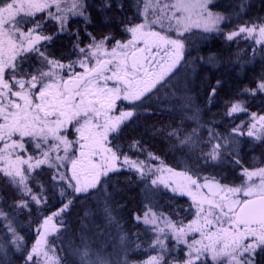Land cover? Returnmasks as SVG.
<instances>
[{
    "label": "snow or ice",
    "instance_id": "obj_1",
    "mask_svg": "<svg viewBox=\"0 0 264 264\" xmlns=\"http://www.w3.org/2000/svg\"><path fill=\"white\" fill-rule=\"evenodd\" d=\"M210 5L212 0H136L140 22L133 23V17L126 23L122 21L123 31L130 35V39L116 40L109 48L108 42L114 37L105 35L97 39L86 31L92 22L91 5L87 0H0V143L3 144L0 147V174L21 197L10 207L18 212L30 208L33 202L37 206L47 203V189L43 184L38 183V192L29 187L34 170L43 165L55 170L52 175L53 195L58 188L62 203L59 211L46 216L38 225V238L24 257V264H41V257L44 264H63L64 258L47 247V238L52 233L67 230V222L62 217L79 194L90 190L101 193L105 215L110 223H114L106 180L110 173L121 167L134 170L145 181L150 174L159 172L160 175L151 180V185L169 187L176 184L172 191L190 196L195 207V218L186 226H178L165 217L164 227H160L161 216L150 211L145 213L144 223L151 226L154 237L148 247L156 255L149 256L143 264H168L166 258L171 249L165 241L169 238L177 245L187 244V259L182 264H198L202 256H210L217 264H224L225 260L228 264H255L257 251H264V167L244 168V179L234 187L222 185L215 177H205V183L200 184L187 172H175L163 166L152 168L147 160L132 159L124 154L120 145L110 146V134L117 133L125 122L138 114L139 109L148 111L145 102L154 91L167 84L178 65L194 64L196 58L185 61L188 44L185 34L193 28L224 35L229 42L241 37L253 39L255 44L264 47V17L256 18L260 23L245 22L224 33L222 24L230 21L231 16L211 11ZM111 7V0H103L100 10ZM116 7L123 9L120 3ZM44 12H47L45 20L59 25L58 33L46 35L43 21L33 23L37 13ZM73 18L83 20L90 42L81 47L79 30L72 33L76 36L73 51L77 59L62 63L46 49L42 50V42H50L54 35L67 32ZM29 23L33 26L28 27ZM255 51L254 48V54ZM33 55L42 67L29 71L24 65ZM214 59V56L209 57V62ZM77 64L82 71H75ZM219 85L220 81H217L208 95L210 105ZM261 93H264V75L255 88H245L240 95ZM123 102H127L128 110L114 114ZM225 107L226 118L248 111L242 100L226 101ZM183 110H192L190 98ZM184 119L195 121L197 128L184 133L181 138L184 129L169 124L166 138H175L180 146L194 147L200 143L199 132L204 127L199 121V109ZM250 119L246 135L264 141V115L252 112ZM245 123L241 121L227 134L208 127L206 143L211 148L207 153H201L203 158L218 160L225 148L231 149L229 155H238V137L244 135L241 129ZM73 124L78 134L76 140L61 134ZM156 131L159 133L164 129ZM28 142L33 144L35 155H26ZM129 149L145 151L136 140ZM61 150L63 155H60ZM77 151L78 155H74ZM147 159L159 158L148 153ZM239 163L236 159L235 164ZM145 188L148 189L147 183ZM203 188L208 190L207 194L200 191ZM9 215L0 208V222L7 221L2 226L11 235L7 243L0 240V254L4 256H7L9 245L18 252L25 247L23 237L13 227ZM189 232L200 233L201 239L188 244L185 237ZM140 247L141 244L137 243L136 248ZM72 254L79 257L80 264H112L99 253L93 254L84 238L82 247L73 249ZM116 264H128V261L117 259Z\"/></svg>",
    "mask_w": 264,
    "mask_h": 264
},
{
    "label": "trees",
    "instance_id": "obj_2",
    "mask_svg": "<svg viewBox=\"0 0 264 264\" xmlns=\"http://www.w3.org/2000/svg\"><path fill=\"white\" fill-rule=\"evenodd\" d=\"M238 1L234 2L236 7ZM262 1L264 3V0ZM87 2L91 5L89 13L92 22L87 26L86 31L91 32L97 39L102 38L105 34L111 35L114 39L108 42L110 44L123 39L121 38L122 33L125 32L123 31L124 23L122 21L126 23L130 17L134 18L133 23L138 21L131 0H111L112 7L103 11L100 10L103 0H87ZM220 2H222L220 7L213 8L212 5L211 8L215 12L230 15L231 11L224 8L228 5V0H220ZM117 3L123 5L122 10L117 9ZM106 11L110 13L108 20L101 19V13ZM230 16L231 19H234L232 17L234 15ZM245 22L251 24L260 23L261 21L252 20L249 16L242 15L235 22L225 24L223 31L225 33L232 26L235 28L239 24H245ZM77 30L80 34V46L83 47L88 44L90 39L85 34L83 20L73 18L69 22L68 31L57 36V39L61 40L60 44L52 47L48 46L54 56L62 62H68V58L76 55L73 51L76 36L72 33ZM204 40L207 41V44L203 49H195L196 44L190 45L188 49L187 57L196 59L192 64L194 71L191 74L189 71L190 79L186 86V92L195 106L203 109L205 116L210 118L209 121H215L214 127L217 132L227 134L229 133L228 128H235L238 123L241 124V121L247 122L242 128L246 129L252 112L259 115L264 114V93L255 96L240 95L245 88H255L257 81L264 75V49L257 50L255 48L254 54V45L250 41L234 39L229 42L225 40L224 35L218 33H210ZM224 46L231 48L230 51L233 57L231 60L228 56L223 55L222 48ZM217 52L219 55L218 60L209 62L211 54ZM240 54L242 56H239ZM256 54L261 56L260 60H251ZM201 57H203V60L200 59ZM236 57L238 60L241 58V64L238 61L235 70L227 69L226 64L230 62L232 65L233 59H237ZM217 81H220V85L217 87L214 101L210 105L208 95L212 88L217 85ZM235 100L245 101L248 111L246 114L238 113L231 118H226L224 116L227 111L225 102ZM145 108L148 109L147 112L144 109H139L138 114L127 124H124L110 140L111 146L120 145L123 153L129 155L132 159L138 158L147 160V163L151 165L159 163L176 170H186L192 176L201 180H205V177H215L219 183L230 187L239 185V179L244 168L251 170L264 166V141H257L243 135L239 139L238 155L235 153L229 155L231 149L225 148L220 159L215 161L205 160L201 153H207L206 149L209 151L211 145L206 143L208 135L202 129L199 132L200 143L194 147L180 146L175 138H166V133L169 131L167 125L170 124L173 128L182 127L184 132L181 133V138H183L184 133L197 128L194 121L184 119L182 114L168 108L163 109L155 106ZM161 128L164 131L158 133L156 130ZM134 140L139 141L140 148L145 149V151L130 150L129 145ZM148 153H152L154 157L159 159H147ZM236 159L239 160V165L235 164ZM52 175L51 169L43 168L38 172H34V178L29 183V187L33 188L34 192L39 191L38 183L44 185L47 189V203L37 206L33 202L30 208L20 209L17 212L10 206L21 197L18 195L17 190L5 180L3 174H0V208L10 214L9 219L12 220L17 233L23 237L25 246L24 250L18 252L13 246L9 245L7 256L0 254V264H24V257L31 250L38 233V225L46 216L59 211L62 207L60 196L57 193L53 195ZM146 182L130 170H119L109 175L106 180L107 192L110 194L108 204L112 209V216L115 218L114 223H110L105 215L104 197L101 193L94 190L76 196L72 206L62 217L67 222V230L55 233L49 240L48 248L53 249L57 256L64 258L63 264H80L79 259L72 254V250L81 246L82 235H84L81 232L83 223V225H90V234L92 231H109V239L122 244L125 255L130 262L148 258L150 252L141 254L142 249L147 248L152 240L151 234L149 235L151 229L141 221L145 213L150 211L161 216L160 227L164 226L163 218L165 217L177 223L178 226H185L194 219V208L183 196L175 195L160 188L149 191L150 188H145ZM64 202L66 203L67 199ZM137 216L140 217L139 220L136 219ZM6 223L7 221L0 222V240L5 243L11 240V235L7 234V229L2 226ZM55 223H58V221H55ZM93 228L96 230H93ZM122 236L124 237L123 240L121 239ZM84 239L90 247L93 244L92 240L98 241L93 236ZM137 243L141 244L140 248H136ZM103 252L107 253L105 250ZM109 254L111 255V252ZM263 254L264 251L259 252L255 264H264V258L259 256Z\"/></svg>",
    "mask_w": 264,
    "mask_h": 264
},
{
    "label": "rangeland",
    "instance_id": "obj_3",
    "mask_svg": "<svg viewBox=\"0 0 264 264\" xmlns=\"http://www.w3.org/2000/svg\"><path fill=\"white\" fill-rule=\"evenodd\" d=\"M131 1H132V7H133V9L136 12V7H135L136 0H131ZM235 1L236 0H228V2H227L228 5H226L224 7L226 10H230L231 11L230 15H234V16H232V17H234V19H230V21L224 22L222 24V28L225 26V24H227L229 22H232V21L235 22V20L237 18H239L240 16H242V15H247L252 20H256L257 17H264V14L262 15V13H264V3H263L262 0H239L237 7H236V4H234ZM221 4H222V2H220V0H212L213 8L220 7ZM212 5H210V10L215 12L211 8ZM241 5H243V7H241ZM233 8H234V10H233ZM220 13H223V12H220ZM109 14L110 13L107 12V11L105 13L102 12L101 13V19L108 20ZM46 17H47V15H46ZM137 18H138L137 23H139L141 18L138 17V16H137ZM135 23H136V21H135ZM46 24H48V25L44 28V34L52 35L54 33H58L59 25L55 21L47 20ZM241 25H244V24H239L235 28H233V26H232L225 33L230 32V31L236 29L237 27H239ZM157 30H159V29H157ZM210 33H216V32H204L202 29L193 28L190 33H186L185 34V36L187 37V40H188L187 50H186V55H185V61L191 60L190 57H187L188 56V49H189L190 45L196 44L195 49L196 48L197 49H203L204 46L207 44V41L204 40V38ZM59 34H57V35H59ZM172 35H173V37H175V33L174 32L172 33ZM121 38H123L121 40L124 41V40L130 39V35L127 34V33H122V37ZM239 39H244V38L241 37ZM248 41H250L254 45L253 48H256L257 50L264 49V47H262L261 45L255 44V40L248 39ZM107 46L110 48L112 46V44L108 43ZM230 50H231L230 47L224 46L222 48L223 55L228 56L230 58V60H231L233 57H232V53H231ZM47 52L52 54L51 50H49V49H47ZM211 56L215 57V59L213 61H217L218 60V57H219L218 52L217 53H212ZM239 56H242V54H240ZM255 57H259V58H255ZM260 58H261V56L259 54H256V55H254V58H252L251 60H253V59H254V61L255 60H260ZM76 59H77V56L75 55L72 58H68L67 61L69 62L70 60H76ZM233 61L234 62L232 63V65H231L230 62L226 64V66H228L227 69H229V70L234 69L235 70L238 61H239V64H241V58H239V60H238V58L237 59H233ZM68 62H62V63H68ZM38 65H40V64L38 63L37 60H35V63L33 62L31 67H30V71H32L35 68H37ZM75 71H78V72L82 71V69L79 68L78 64L75 67ZM189 71H190V74L192 73V71H194V67L192 66V64L189 65L187 63H182L181 65H178L177 69L174 70L175 74L171 76V79L167 81V84L165 86L160 87L159 90L153 92V94L149 98V100H147L145 102V107L155 106V107H160V108H163V109L164 108H168L169 110L171 109V110H173V111H175L177 113L182 114L184 117L186 115L187 116L193 115V112H195L197 109H199V121H200L201 124L204 125L202 130L205 131V133L208 135V131H207L208 127H213V128H215V127H214V123L210 124V122H211V121H209L210 118L205 116V114L203 112V109L201 107L195 106L194 102L191 101V109L192 110L188 111V112H185L183 110L186 102L190 98L188 93L186 92V86L188 85V82H189V79H190ZM229 72H231V71H229ZM229 72H227V73H229ZM65 75H66V73H65ZM120 110H125V111L128 110L127 102H123L122 104H120L118 106V109L115 111L114 114L119 115V111ZM262 115H264V114H262ZM205 118L208 119V120H206ZM129 121L125 122V124H127ZM250 123H251V119H250L249 124ZM237 125H239V123ZM75 127H76V125H74V124L70 125L67 130H62L61 134L62 135H67L68 139H70V140H76L78 134L75 132ZM231 129L232 128H228L229 132H231ZM241 130L244 132V136L248 137L246 135L248 127L246 129H241ZM114 134H116V133L110 134L109 140H111V138H112V136H114ZM241 137L242 136H239L238 139H240ZM15 138H18V136L15 137ZM25 140L27 141L28 138H25ZM215 142L216 141H213V143H215ZM110 146H111V144H110ZM0 147H3L2 143H0ZM76 147L78 149V145ZM26 148H27L26 155L27 154L35 155V153L33 152V144L31 142L26 143ZM206 151L208 152V149H206ZM63 154H64L63 150H61L60 155H63ZM53 155H55V153H53ZM74 155H78V151L76 153H74ZM121 159H122V157H121ZM148 165L150 167H152V168H159V167H162V166L166 167V168H171V167H169L167 165L159 164V163L153 164V165L148 164ZM68 167L70 168V164L68 165ZM262 167H264V166H262ZM43 168L50 169L47 165H43L41 167V169H36V170H34V172H38V171L42 170ZM119 170H127L128 171L129 169L126 168V167H121ZM173 170L175 172H187L189 175H191L190 172H188L186 170H176V169H173ZM54 171H55L54 169H51V172H54ZM61 171H64V169H61ZM130 171L136 173L134 170H130ZM68 175L69 176L71 175L70 171L68 172ZM159 175H160V173L156 172L155 175H151L150 174L148 176V178L146 180L148 188H150L152 191L155 188H158V189L160 188V189L166 190L168 192H171V193H173L175 195L183 196L193 206V201H192L190 196H188L187 194H181L180 192H175L174 193L172 191V188L176 187V184H170L169 187H165L163 184H159V185H156V186L151 185V180L156 178V176H159ZM165 175L167 176L168 174L165 173ZM193 178H195V177L193 176ZM51 179H52V176H51ZM243 179L244 178H243L242 173H241V176H240V179H239V184L242 182ZM5 180L8 182V179L6 177H5ZM198 180H199L200 184H204L205 183V180H201V179H198ZM51 183H52V180H51ZM55 191H56L57 195L59 196V189L57 188ZM90 191H94V190H90ZM200 191L205 193V194H207L208 190L206 188H203ZM240 198H243L242 194H240ZM205 207H207V206H205ZM193 208H194V218H195V207L193 206ZM141 221H143V223H144V218L141 219ZM145 226H148L149 229H151V226H149V225H145ZM162 227H164V226H162ZM93 230H96V229L93 228ZM81 232L84 234V235H82L83 238H88V237H92L93 236L94 239H98V241L92 240L93 244L91 246V249H92L93 254L99 253L100 255H102L103 257L107 258L109 261H111L112 264H116L117 259H120V260L126 259L128 261V264H143V262L148 259V258H146V259H137L134 262H130L128 260V258L126 257V255H125V251H124V249L122 247V244L120 242H114L111 239H109V235H108V234H110L109 231H102V230L101 231H92V233L90 234V232H91L90 225H88V224H84L83 225V223H82ZM54 234L55 233H52L47 238V247H48V243H49L50 238ZM150 234H151V231H150L149 235ZM38 235H39V233H37V235L35 237V240H34V243L37 240ZM150 236L152 237V239L154 238L152 236V234ZM161 238L163 239L164 237L162 236ZM185 239L187 240L188 244H191L193 240H200L201 236H200V233H198V232H189L186 235ZM106 240H107V242H106ZM165 242L168 245L169 249H171L170 255H168L167 258H166L167 261H168V264H182L183 260L187 259V256H186V253L188 252L187 244L180 243V244L177 245L176 241L174 239H172V238L167 239ZM80 247H82V243H81ZM104 250L107 253L103 252ZM110 252H111V255L109 254ZM144 252H150V256L156 255V252L151 250V249H149V247H147L145 249H142L141 254L144 253ZM259 252L260 251L258 250L257 253H256V256L259 254ZM259 256H262L261 258H264V254L263 255H259ZM76 257L79 259L78 256H76ZM41 264H44L43 257H41ZM198 264H217V262L212 261L210 256H207V257L202 256L201 257V261L198 262ZM224 264H228V262L225 260Z\"/></svg>",
    "mask_w": 264,
    "mask_h": 264
},
{
    "label": "flooded vegetation",
    "instance_id": "obj_4",
    "mask_svg": "<svg viewBox=\"0 0 264 264\" xmlns=\"http://www.w3.org/2000/svg\"><path fill=\"white\" fill-rule=\"evenodd\" d=\"M52 11L54 12L55 8H53ZM46 15H47V12L37 13L36 17L33 19V23L36 20L43 21V32H44V28L48 25V24H46L47 20H45ZM27 26L32 27L33 25H32V23H29ZM57 36H58L57 34L55 36H53L54 38L50 42H42V44H43L42 50L49 49L48 46L52 47V46H56V45L60 44L61 40H58ZM51 56L57 59V57L54 56V53H52ZM35 60H36V57H35V55H33V57L29 60V62L24 65L25 69H28L30 71V67H31L33 62L35 63ZM38 67H42V65H38Z\"/></svg>",
    "mask_w": 264,
    "mask_h": 264
},
{
    "label": "bare ground",
    "instance_id": "obj_5",
    "mask_svg": "<svg viewBox=\"0 0 264 264\" xmlns=\"http://www.w3.org/2000/svg\"><path fill=\"white\" fill-rule=\"evenodd\" d=\"M101 22V21H100ZM99 23V22H98ZM111 25V24H110ZM98 35V34H97ZM106 35V34H105ZM66 44V43H65ZM218 63V62H217ZM230 86V85H229ZM217 123V122H216Z\"/></svg>",
    "mask_w": 264,
    "mask_h": 264
}]
</instances>
